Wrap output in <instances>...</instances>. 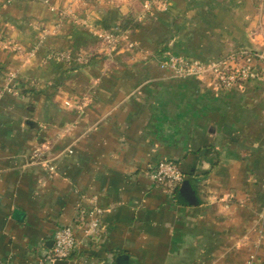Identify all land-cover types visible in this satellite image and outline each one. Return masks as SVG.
Instances as JSON below:
<instances>
[{
	"label": "crops",
	"instance_id": "crops-1",
	"mask_svg": "<svg viewBox=\"0 0 264 264\" xmlns=\"http://www.w3.org/2000/svg\"><path fill=\"white\" fill-rule=\"evenodd\" d=\"M144 1L0 0V41L23 50L0 44V264H53L67 224L66 264H264V82L221 92L159 66L165 51H258L256 15L249 0H168L129 32L135 48L103 52L89 26ZM166 159L184 174L172 193L144 172Z\"/></svg>",
	"mask_w": 264,
	"mask_h": 264
},
{
	"label": "built area",
	"instance_id": "built-area-1",
	"mask_svg": "<svg viewBox=\"0 0 264 264\" xmlns=\"http://www.w3.org/2000/svg\"><path fill=\"white\" fill-rule=\"evenodd\" d=\"M167 1L145 0L138 19L141 20L151 16L154 13V9L165 8ZM61 15H64V12H61ZM89 30L99 42L103 52L110 53L115 51L120 43H125L129 49L136 47V43L129 37V32L121 30L118 25L109 27L91 25ZM0 44L17 52H23L22 48L17 44L8 42L4 44L2 41H0ZM52 56L57 60H63L64 58L62 53L53 52ZM88 58L89 55L85 53L78 56V60L81 62H86ZM159 66L171 70L177 76H195L202 80L205 79L210 86L220 91L235 87L241 88L248 81L264 82V55L259 53L249 54L243 51L240 57L229 56L212 61H202L165 51L159 60ZM12 92L17 93L16 90H12ZM65 104L69 105V102L66 100ZM144 172L155 184L169 193H172L184 179V174L174 160L166 159L159 161L155 165H148ZM80 213V216H86V225L83 230L84 239L87 242H91L97 237L101 229L100 216L102 209L94 207L90 211L82 210ZM52 239L53 246L44 258L47 263H53L58 259H66L76 249L77 241L72 224L57 228L53 233ZM247 264H255V262L250 259Z\"/></svg>",
	"mask_w": 264,
	"mask_h": 264
},
{
	"label": "rangeland",
	"instance_id": "rangeland-1",
	"mask_svg": "<svg viewBox=\"0 0 264 264\" xmlns=\"http://www.w3.org/2000/svg\"><path fill=\"white\" fill-rule=\"evenodd\" d=\"M130 2H132L133 0H127ZM249 4H244L243 7H246V10L250 9L252 11V14L256 15V19H257V23L255 25V30L257 32V36H258V41L260 43H262V45H264V0H249L248 2ZM122 43H120L121 45ZM125 45V43H123ZM119 45V46H120ZM262 48H264V46H262ZM259 48L258 51H256L255 53H259L261 55H264V49ZM262 49V50H261ZM254 51V50H253ZM176 77H181V78H185V77H192L198 81H200L201 83H205L206 87H209L211 89H214L212 86H210L207 82V80H202L200 78H197L195 76H177ZM216 90V89H214ZM216 91H220V90H216ZM227 91V90H225ZM222 92V91H221Z\"/></svg>",
	"mask_w": 264,
	"mask_h": 264
},
{
	"label": "trees",
	"instance_id": "trees-1",
	"mask_svg": "<svg viewBox=\"0 0 264 264\" xmlns=\"http://www.w3.org/2000/svg\"><path fill=\"white\" fill-rule=\"evenodd\" d=\"M139 22L140 21L135 14L128 12V13H125L121 16L120 21L118 22V27L121 30H127L128 32H133L139 26ZM243 51H245L246 53H249V54H253L256 52L253 50L238 49L236 51L231 52L230 54L222 56L221 58H227L229 56L240 57V56H242ZM179 55H181V54H179ZM183 56L192 58L188 55H183ZM221 58H219V59H221Z\"/></svg>",
	"mask_w": 264,
	"mask_h": 264
},
{
	"label": "water",
	"instance_id": "water-1",
	"mask_svg": "<svg viewBox=\"0 0 264 264\" xmlns=\"http://www.w3.org/2000/svg\"><path fill=\"white\" fill-rule=\"evenodd\" d=\"M53 264H66V261L64 259H58L54 261Z\"/></svg>",
	"mask_w": 264,
	"mask_h": 264
}]
</instances>
